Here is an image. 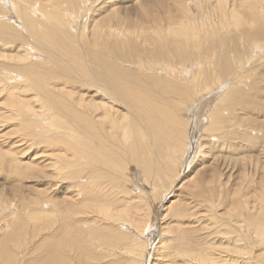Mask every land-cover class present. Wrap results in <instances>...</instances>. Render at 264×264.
I'll use <instances>...</instances> for the list:
<instances>
[{
	"label": "bare ground",
	"instance_id": "1",
	"mask_svg": "<svg viewBox=\"0 0 264 264\" xmlns=\"http://www.w3.org/2000/svg\"><path fill=\"white\" fill-rule=\"evenodd\" d=\"M0 49L43 148L0 153V264H264V0H0Z\"/></svg>",
	"mask_w": 264,
	"mask_h": 264
},
{
	"label": "rangeland",
	"instance_id": "2",
	"mask_svg": "<svg viewBox=\"0 0 264 264\" xmlns=\"http://www.w3.org/2000/svg\"><path fill=\"white\" fill-rule=\"evenodd\" d=\"M9 51H10L9 49H5V50L0 49V53L10 54ZM0 110L4 111L6 113V115H8L9 117H12L13 112L16 110V108H11L10 104H9V99L6 98V100L1 103ZM18 140L19 141L28 140V129H27L26 124L18 118L3 120L2 123L0 124V153L1 154H3V155L16 154L17 158H23V161H26L25 158H32V157H34V155L36 153L43 150L42 147H36V146H29L28 148L25 149V145H21L20 143H18V144L15 143ZM180 156H181L180 152L176 153V155L171 159L170 164L174 165V167H175V164L179 162ZM185 171H187V168H185ZM176 173H177V170L172 171V173H170V175L168 177L169 180L171 178H173ZM2 176L3 175L0 174V181L3 180ZM31 181H32V179H24L23 180L24 183H21L23 185V188H24V186H32L33 184ZM6 185L8 186L9 183L7 182ZM23 188H21V190H23ZM117 191L121 192V194L120 193L118 194L120 199H123L124 196L126 197V194H123V191H121L120 189H118V190L115 189V192H117ZM160 193L161 192H158V194L156 196L157 198L159 197ZM5 194L2 193V195H5ZM171 196L172 195H170V198H171ZM0 198H1V196H0ZM19 200L23 201L24 199L19 198ZM0 201L5 202L3 197L0 199ZM186 203H188L187 199H186ZM141 205L143 207L146 206L144 203H142ZM110 208L111 209L112 208L121 209L120 204H113V205H111ZM166 219H167L166 221L164 220L161 223L162 226L168 225V224L172 225L171 222L169 223L170 220L168 218H166ZM96 225L102 226L99 223ZM157 236H158V233H156V234L153 232L150 233V237H151V241H152L151 243L155 244V242L158 239ZM225 245H226L225 242L220 240L219 242L213 243L211 245V247H213L214 249H220V248L224 247ZM116 246H118L119 249L117 248V250H115V251L124 252L125 246L128 247V243L124 242V243H121L120 245H114L113 247H116ZM166 250H167V257L166 258L164 257V260L160 264H183L184 262H186L187 264H198L197 261H192L188 257L187 254H177L175 252V250H178V248L176 247V249L174 250L172 244L167 246ZM115 255H118V254H113V256H115ZM151 255L153 256V258H151V260L157 258L158 256H162L160 251L155 252L154 250H152ZM163 255H164V252H163ZM99 256H100V254L96 251L95 257L98 258ZM102 261H105V259H102ZM108 261H110L111 264H118L111 259Z\"/></svg>",
	"mask_w": 264,
	"mask_h": 264
}]
</instances>
